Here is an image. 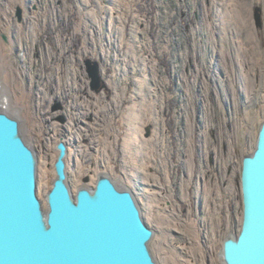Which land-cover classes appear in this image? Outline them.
<instances>
[{
  "label": "rangeland",
  "instance_id": "374dc122",
  "mask_svg": "<svg viewBox=\"0 0 264 264\" xmlns=\"http://www.w3.org/2000/svg\"><path fill=\"white\" fill-rule=\"evenodd\" d=\"M1 80L45 209L63 139L73 193L104 173L131 189L159 264H224L264 121V0H0Z\"/></svg>",
  "mask_w": 264,
  "mask_h": 264
},
{
  "label": "water",
  "instance_id": "95a60500",
  "mask_svg": "<svg viewBox=\"0 0 264 264\" xmlns=\"http://www.w3.org/2000/svg\"><path fill=\"white\" fill-rule=\"evenodd\" d=\"M254 12L257 26H262L261 6ZM22 13L18 6L19 20ZM87 66L92 88L100 91L105 83L98 61L87 59ZM1 105L0 264H159L149 245L155 231L131 189L119 187L104 173L95 186L82 185L73 193L63 139L57 144L56 178L44 208L37 193L36 151L20 120ZM241 189V229L224 237L222 261L264 264V121L253 152L243 157Z\"/></svg>",
  "mask_w": 264,
  "mask_h": 264
},
{
  "label": "bare ground",
  "instance_id": "6f19581e",
  "mask_svg": "<svg viewBox=\"0 0 264 264\" xmlns=\"http://www.w3.org/2000/svg\"><path fill=\"white\" fill-rule=\"evenodd\" d=\"M0 103L3 105H9L11 103V95L8 94V87L0 81Z\"/></svg>",
  "mask_w": 264,
  "mask_h": 264
},
{
  "label": "flooded vegetation",
  "instance_id": "af4514ba",
  "mask_svg": "<svg viewBox=\"0 0 264 264\" xmlns=\"http://www.w3.org/2000/svg\"><path fill=\"white\" fill-rule=\"evenodd\" d=\"M205 180V179H204Z\"/></svg>",
  "mask_w": 264,
  "mask_h": 264
}]
</instances>
